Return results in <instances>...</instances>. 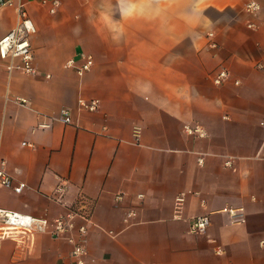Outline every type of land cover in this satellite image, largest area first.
<instances>
[{"label": "crops", "instance_id": "0c3cea01", "mask_svg": "<svg viewBox=\"0 0 264 264\" xmlns=\"http://www.w3.org/2000/svg\"><path fill=\"white\" fill-rule=\"evenodd\" d=\"M248 1L0 5V38L20 11L35 27L34 72L0 65V156L10 176L0 207L52 219L86 198L84 264H264V0L254 12ZM84 56L92 65L80 75ZM220 68L228 78L216 85ZM185 123L207 136L186 135ZM229 207L244 220L231 222ZM200 214L209 225L190 232ZM70 250L49 232L20 235L2 240L0 264H75Z\"/></svg>", "mask_w": 264, "mask_h": 264}, {"label": "built area", "instance_id": "2783aa9c", "mask_svg": "<svg viewBox=\"0 0 264 264\" xmlns=\"http://www.w3.org/2000/svg\"><path fill=\"white\" fill-rule=\"evenodd\" d=\"M13 0H0V5L12 4ZM59 4V0H51L50 11L54 12ZM21 6V5H20ZM19 6V7H20ZM256 1H248L244 5V9L248 12H254L258 9ZM35 31L32 20L20 11L18 21L15 26L0 38V65H3L7 72L14 70L22 73H33V50L30 43V35ZM212 34L209 33V36ZM211 47H215L216 42L211 39L209 42ZM68 66H74L72 60L67 62ZM92 65L91 56H84L83 61L75 66L78 74H83ZM228 78V71L225 68H220L211 77L212 82L216 85L222 84ZM79 105L82 108L93 110L98 105V100L93 99L85 101L79 100ZM62 119L64 122H70V115L67 108L61 110ZM264 126V120L260 121ZM182 130L186 135L194 137L207 136L206 130L198 123H185ZM198 163L203 161L202 156H198ZM230 160H226L225 164H229ZM0 184L10 185V176L5 170V161L0 156ZM25 187L24 182H19L13 186V190L20 192ZM119 198V196H117ZM185 202L184 194L180 193L174 198V216L180 217L183 205ZM231 219V222H241L244 220L243 211L241 208H226L225 209ZM133 212H129L127 216H131ZM92 211L90 204L86 198L82 197L75 205L67 208V210L52 219L38 217L31 214H24L0 207V244L5 238L19 237L25 235L32 236L36 232H49L55 238H62L71 245L70 256L75 264H84L86 254V236L88 228L92 224ZM209 225V216L200 214L194 216L189 222V231L200 233L206 230Z\"/></svg>", "mask_w": 264, "mask_h": 264}]
</instances>
